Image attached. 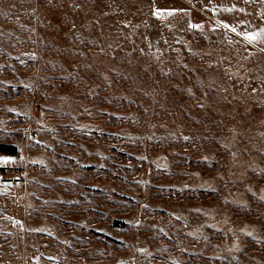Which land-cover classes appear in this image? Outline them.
<instances>
[{
  "label": "rangeland",
  "instance_id": "rangeland-1",
  "mask_svg": "<svg viewBox=\"0 0 264 264\" xmlns=\"http://www.w3.org/2000/svg\"><path fill=\"white\" fill-rule=\"evenodd\" d=\"M0 143V264H264V37L207 0H0Z\"/></svg>",
  "mask_w": 264,
  "mask_h": 264
},
{
  "label": "crops",
  "instance_id": "crops-1",
  "mask_svg": "<svg viewBox=\"0 0 264 264\" xmlns=\"http://www.w3.org/2000/svg\"><path fill=\"white\" fill-rule=\"evenodd\" d=\"M207 7L214 19L227 25L226 28L264 37V0H207Z\"/></svg>",
  "mask_w": 264,
  "mask_h": 264
},
{
  "label": "trees",
  "instance_id": "trees-1",
  "mask_svg": "<svg viewBox=\"0 0 264 264\" xmlns=\"http://www.w3.org/2000/svg\"><path fill=\"white\" fill-rule=\"evenodd\" d=\"M0 154L15 155L17 154V149L12 144L0 143Z\"/></svg>",
  "mask_w": 264,
  "mask_h": 264
},
{
  "label": "snow or ice",
  "instance_id": "snow-or-ice-1",
  "mask_svg": "<svg viewBox=\"0 0 264 264\" xmlns=\"http://www.w3.org/2000/svg\"><path fill=\"white\" fill-rule=\"evenodd\" d=\"M49 2L51 3V0H49ZM153 14H154V15H159V10L155 11ZM172 14H173L172 11H169V12H168V15H172ZM190 27L195 28V27H199V25H190ZM225 27H227V25H225ZM231 30H232V31H235L236 29H235V28H232ZM262 32H264V30H262ZM258 35H259V34H258ZM246 39H249V40L251 41V40L255 39V37H254V36H247Z\"/></svg>",
  "mask_w": 264,
  "mask_h": 264
}]
</instances>
